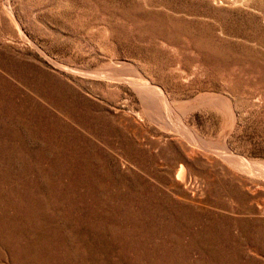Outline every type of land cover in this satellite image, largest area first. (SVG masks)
Segmentation results:
<instances>
[{
	"label": "rangeland",
	"instance_id": "obj_1",
	"mask_svg": "<svg viewBox=\"0 0 264 264\" xmlns=\"http://www.w3.org/2000/svg\"><path fill=\"white\" fill-rule=\"evenodd\" d=\"M0 264H264V0H0Z\"/></svg>",
	"mask_w": 264,
	"mask_h": 264
},
{
	"label": "bare ground",
	"instance_id": "obj_2",
	"mask_svg": "<svg viewBox=\"0 0 264 264\" xmlns=\"http://www.w3.org/2000/svg\"><path fill=\"white\" fill-rule=\"evenodd\" d=\"M113 78V77H112ZM116 78V77H115ZM118 79V78H117ZM140 79V78H139ZM130 80V79H129ZM132 80V79H131ZM136 81H137V79H136ZM145 81H147V80H145ZM135 82V81H134ZM131 83V82H130ZM132 83H133V81H132ZM135 83H137V82H135ZM139 83V85H140V83H142V82H138ZM146 83V82H145ZM147 84V83H146ZM148 84H150V83H148ZM147 84V85H148ZM134 85V84H133ZM143 85H144V82H143ZM136 86V85H135ZM134 86V87H135ZM151 86V85H150ZM142 87V86H141ZM155 87V86H154ZM144 88V87H143ZM148 88H152V87H148ZM138 89H140L141 91H143V89L142 88H138ZM156 89V88H155ZM135 90V89H134ZM146 90H148L147 89V87H146ZM151 90V89H150ZM155 91H157V90H155ZM155 91H154V93H155ZM160 92V91H159ZM153 93V94H154ZM158 93V92H157ZM161 93V92H160ZM141 94H144L143 92L141 93ZM147 95H148V93H146ZM145 94V95H146ZM151 94V93H150ZM152 94V95H153ZM144 95V96H145ZM150 97V96H149ZM152 98V97H151ZM163 98V97H162ZM145 99H147V96H146V98ZM153 99V98H152ZM167 99H165V101H166ZM144 101V100H143ZM147 101V100H146ZM149 101H150V99H149ZM156 101H158V100H156ZM159 102V101H158ZM158 102H157V105H158ZM151 104V109H153V107L155 108V111H157V112H159V113H157L158 115H161L160 114V111H162V110H158V108L160 107V103H159V107L156 105V103H155V101H154V99L153 100H151V102H150ZM165 104H167V102L165 103ZM146 105H147V102H146ZM150 105H148V106H150ZM162 106V105H161ZM166 107H167V105H166ZM162 108V107H161ZM154 110V109H153ZM168 112V111H167ZM148 113H149V111H148ZM147 113V114H148ZM156 114V113H155ZM153 115V114H152ZM151 115V116H152ZM156 116V115H155ZM149 117H150V115H149ZM165 117V116H164ZM153 118V117H152ZM161 119V118H160ZM152 120V119H151ZM157 120H159V119H157ZM162 122V121H161ZM165 122V121H164ZM167 122V121H166ZM168 123V122H167ZM139 127V126H138ZM137 127V128H138ZM183 128V127H182ZM185 132V131H184ZM193 136V135H192ZM196 138V137H195ZM196 140V139H195ZM196 142V141H195ZM206 144V143H205ZM224 146V145H223ZM219 147V146H218ZM217 147V148H218ZM227 149V148H226ZM219 154H220V152H218ZM222 153V152H221ZM227 155V154H226ZM226 157H228V156H226ZM230 157V156H229ZM235 157V156H234ZM225 158V157H224ZM232 158H233V156H232ZM230 159V158H229ZM228 159V160H229ZM233 161V160H232ZM234 163V162H233ZM236 163V162H235ZM239 163V162H238ZM235 165H237V163L235 164ZM187 168L182 164V163H179V165H178V167H177V169H176V174H175V177H176V179L177 180H179L180 182H182V183H185L186 185H188V186H191V183H192V180H190L189 179V177H188V172H187V170H186ZM191 176V175H190ZM197 177V176H196ZM191 178V177H190ZM193 178V177H192ZM193 179H195V178H193ZM176 182V181H175ZM198 182V181H197ZM196 185V184H195ZM201 185V184H200ZM188 186L186 187V188H188ZM184 187H185V185H184ZM193 187V186H192ZM193 189V188H192ZM190 190V189H189ZM195 190V189H194ZM193 191V190H192ZM195 193V192H194ZM196 194V193H195ZM193 195V194H192Z\"/></svg>",
	"mask_w": 264,
	"mask_h": 264
}]
</instances>
